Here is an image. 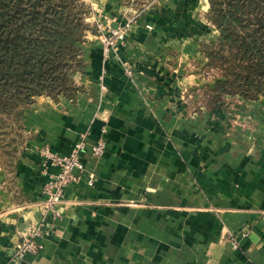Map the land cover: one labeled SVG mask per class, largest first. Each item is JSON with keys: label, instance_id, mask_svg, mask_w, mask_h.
Wrapping results in <instances>:
<instances>
[{"label": "crops", "instance_id": "1", "mask_svg": "<svg viewBox=\"0 0 264 264\" xmlns=\"http://www.w3.org/2000/svg\"><path fill=\"white\" fill-rule=\"evenodd\" d=\"M100 6L119 22L143 15L105 66V93L103 47L88 33L81 90L26 108L23 149L0 170V264H264V97L210 105L203 46L219 31L209 0ZM82 139L84 169L52 223L43 188L59 168L40 149L69 156ZM42 223V249L19 259L22 233Z\"/></svg>", "mask_w": 264, "mask_h": 264}, {"label": "trees", "instance_id": "2", "mask_svg": "<svg viewBox=\"0 0 264 264\" xmlns=\"http://www.w3.org/2000/svg\"><path fill=\"white\" fill-rule=\"evenodd\" d=\"M209 3L219 31L203 46L208 69L218 72L210 105L224 95L264 97V0ZM91 14L84 0H0V134L21 129L37 97L73 98L81 90L74 79L85 69L81 45L98 33Z\"/></svg>", "mask_w": 264, "mask_h": 264}, {"label": "built area", "instance_id": "3", "mask_svg": "<svg viewBox=\"0 0 264 264\" xmlns=\"http://www.w3.org/2000/svg\"><path fill=\"white\" fill-rule=\"evenodd\" d=\"M91 22L98 30V39L102 45L103 50V70L100 76V87L102 93L107 91L105 86L106 76V64L112 56H117L119 46L125 41L127 33L131 30L132 25L137 23L142 13L133 12L130 16L126 13L122 22L118 21L117 17L109 16L105 13L102 6L96 4L92 7ZM117 24V26H114ZM126 73L129 76L133 75V72L129 68L128 64H122ZM188 92L185 91L184 94ZM106 150V144L104 141H99L98 145L93 148V157L100 158ZM86 151V141L80 140L74 147V151L69 156H60L51 151L48 145L43 146L40 149L41 156L45 159L46 163H50L52 166L59 168V172L54 175L51 180L44 186L43 195L45 199L42 202L43 214L47 219L49 218L54 223L58 217L59 212L57 207L63 202L66 188L71 184L76 183L79 180L78 174L75 170H83L84 165L82 163V154ZM43 223L40 225H30L22 233L20 244L18 245L17 256L19 259H24L27 254H37L42 249V246L36 241L42 233Z\"/></svg>", "mask_w": 264, "mask_h": 264}, {"label": "rangeland", "instance_id": "4", "mask_svg": "<svg viewBox=\"0 0 264 264\" xmlns=\"http://www.w3.org/2000/svg\"><path fill=\"white\" fill-rule=\"evenodd\" d=\"M84 1H86V3L89 4V6H91V9H93L92 7L96 6V4L99 5L103 4L104 0H84ZM127 1L129 2V0ZM140 1L141 0H137V2ZM144 5H146V3ZM138 12L142 13L143 15V12L141 11ZM92 15L93 14H91L88 21L90 20L91 22H93L91 20V18L93 19ZM91 24L94 25L93 23ZM95 35H98V33ZM204 73L212 82L216 80V78L218 77V72L216 70L207 69V71H204ZM204 97L205 94H202V98ZM2 128H4V126H2ZM2 128L1 130H3ZM25 139H26V134L23 128L17 130L14 129L12 131L3 132L2 134H0V170L4 169V171L9 172L12 169L19 156V153L23 149Z\"/></svg>", "mask_w": 264, "mask_h": 264}]
</instances>
